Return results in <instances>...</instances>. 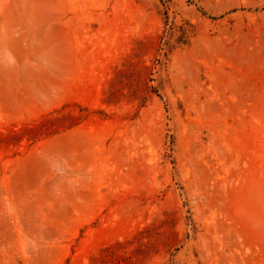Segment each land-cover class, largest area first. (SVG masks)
Masks as SVG:
<instances>
[{"label":"rangeland","instance_id":"obj_1","mask_svg":"<svg viewBox=\"0 0 264 264\" xmlns=\"http://www.w3.org/2000/svg\"><path fill=\"white\" fill-rule=\"evenodd\" d=\"M0 264H264V0H0Z\"/></svg>","mask_w":264,"mask_h":264}]
</instances>
